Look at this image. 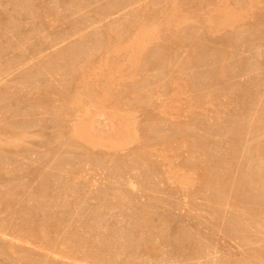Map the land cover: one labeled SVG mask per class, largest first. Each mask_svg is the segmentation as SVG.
I'll list each match as a JSON object with an SVG mask.
<instances>
[{
  "label": "rangeland",
  "instance_id": "rangeland-1",
  "mask_svg": "<svg viewBox=\"0 0 264 264\" xmlns=\"http://www.w3.org/2000/svg\"><path fill=\"white\" fill-rule=\"evenodd\" d=\"M0 264H264V0H0Z\"/></svg>",
  "mask_w": 264,
  "mask_h": 264
}]
</instances>
